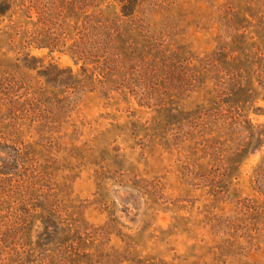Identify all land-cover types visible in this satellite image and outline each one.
<instances>
[{
	"label": "rangeland",
	"instance_id": "374dc122",
	"mask_svg": "<svg viewBox=\"0 0 264 264\" xmlns=\"http://www.w3.org/2000/svg\"><path fill=\"white\" fill-rule=\"evenodd\" d=\"M0 264H264V0H0Z\"/></svg>",
	"mask_w": 264,
	"mask_h": 264
}]
</instances>
